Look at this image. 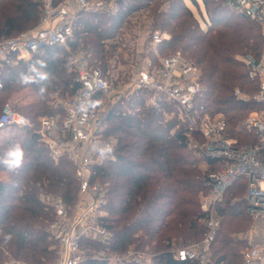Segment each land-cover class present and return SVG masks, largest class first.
Instances as JSON below:
<instances>
[{
	"label": "trees",
	"instance_id": "1",
	"mask_svg": "<svg viewBox=\"0 0 264 264\" xmlns=\"http://www.w3.org/2000/svg\"><path fill=\"white\" fill-rule=\"evenodd\" d=\"M191 1L205 27L186 0H121V9L115 14H81L71 49L84 50L89 63L105 72L114 58L128 64L125 56L134 52L127 46V31L133 28L130 16L136 11L148 12L152 33L170 36L158 46L159 53L168 56L179 51L198 67V106H205L212 116H224L229 138L239 144H256L258 134L246 130L243 119L264 106L255 99L259 81L249 78L242 59H260L261 28L231 11L225 0ZM41 9L38 0H0V41L34 29ZM68 55L62 47H50L35 55L40 71L29 70L24 60L15 62V56L12 64L2 67L0 112L5 93L12 95L30 88L38 98L17 108L33 127H23L19 136L0 143V171L7 174L6 180H0V264L5 262V251L28 264L53 262L57 248L42 224V218L49 217L51 211L39 196L56 194L68 206L77 198L79 182L74 163L65 157L54 160L37 132L40 117L64 113L63 105L57 104L53 96L71 97L79 88ZM237 89L250 99L236 97ZM149 95L136 92L107 111L106 137L115 138L117 143L115 160H107L95 177L108 190L104 221L114 234L115 250L124 252L134 246L154 254L153 264H187L177 261L170 250L174 245L185 246L204 237L207 230L200 221L203 212L199 195L209 190V174L221 165L189 150L187 128L176 107L165 99L159 107L151 106L147 103ZM166 114L173 116L167 118ZM17 148L22 153L21 162L9 166L5 161L13 158L10 153ZM202 164L208 166L207 170ZM246 188V179H239L218 205L220 227L212 244L217 264L242 263L246 242L235 238V233L246 221L252 225Z\"/></svg>",
	"mask_w": 264,
	"mask_h": 264
},
{
	"label": "built area",
	"instance_id": "2",
	"mask_svg": "<svg viewBox=\"0 0 264 264\" xmlns=\"http://www.w3.org/2000/svg\"><path fill=\"white\" fill-rule=\"evenodd\" d=\"M38 1L42 2L38 25L28 32L0 41V96L4 90L2 67L12 64V56L16 57L15 62L26 61L29 70L36 72L40 68L35 55L40 51L62 47L69 53L70 70L77 74L79 88L65 101L63 114L40 117L37 126L39 140L49 148L53 159L57 161L65 157L74 163L75 177L79 182L77 198L71 206L53 193H41L39 196L52 214L46 230L57 248L56 264H84L89 261L153 264L154 254L148 251L137 250L134 246L124 252L113 248L114 234L104 221L108 190L105 184L95 179L99 168L107 160H115L113 154L117 143L115 138L106 137L107 111L99 106L110 99L114 105L136 92L150 93L147 103L151 106L159 107L164 99L173 104L181 122L186 125L189 150L221 165L220 169L209 174V190L200 194L203 212L200 221L207 230L204 237L185 246L174 245L170 250L174 258L187 264H217L212 244L220 227L218 205L227 190L239 179L245 178L251 232L256 235L261 232V237L243 251L241 264H264V109L251 112L244 121L249 132L258 134V142L239 144L228 137V125L222 114L212 116L206 112L205 106H198L197 96L201 87L195 63L179 51L168 56L159 53L158 46L169 39V35L151 32L147 53L144 55L142 50L137 54L143 62L129 60L122 74L120 66L125 65L115 58L111 61V68L105 72L89 63L84 50L71 49L70 42L81 14H115L121 9V0ZM225 1L231 11L256 22L261 28L260 59L248 56L242 60L249 78L259 81L255 99L264 106V0ZM141 17H144L143 11H136L130 16L134 27L141 25L138 23ZM132 37L127 40L128 47L136 39L144 46V41L143 44L141 42L144 40L142 30ZM98 95L101 97L96 100ZM234 95L249 100L239 89ZM26 126L33 127L30 120L18 111L13 100L7 99L0 112V136L11 128ZM6 264L28 263L11 258Z\"/></svg>",
	"mask_w": 264,
	"mask_h": 264
},
{
	"label": "rangeland",
	"instance_id": "3",
	"mask_svg": "<svg viewBox=\"0 0 264 264\" xmlns=\"http://www.w3.org/2000/svg\"><path fill=\"white\" fill-rule=\"evenodd\" d=\"M186 2L191 7L193 12L198 16V18H199V20L201 22V25L203 27H205L204 22L202 21V19L199 16L198 8L194 4H192L191 0H186ZM201 8H203L202 5H201ZM145 13H144V17H141V18L138 19V23H141V25H138L136 27L133 26V28L132 27L128 28V31H127L130 34V36H128L127 40H130V37L132 39L133 38L132 36L136 35L137 31L142 30V32H144V46H141V43L138 44L137 39L134 42H130L131 49H134V52H133V54H130L129 57H128V55H126V57H127L126 59L127 60H130V61L137 60L138 62H140V60H141L143 62V58H140L141 56L140 55L138 56L137 54L139 52H141L142 50H144V55H145L147 53L148 48L150 47L149 46L150 41H151L150 33L152 32V30L150 29V27H151V19H150L149 15H148V12H145ZM161 34H167V33H161ZM167 35H169V34H167ZM133 44H135V45H133ZM125 52H127V51H125ZM134 53H135V55H134ZM131 55H134V56L132 57ZM122 65H125V66H120V68H121L120 70H122V71H120L121 74L123 72L125 73V70H126L128 64H122ZM5 97H6L5 101L7 99H12L13 102L16 104L17 108L20 105L31 103V102L35 101L38 98L36 93H34V91L31 90L30 88L22 89L20 91H17L16 93H13L12 95H6V93H5ZM68 97L69 96L67 94L65 96H61V95H59V96L58 95H54L53 96L54 101L57 104H61V105H64L65 101L68 100ZM247 97L250 99V97L248 95H247ZM111 106H113V105H112V100L110 99L108 101L107 100L103 101L101 103V106H99V108L103 109V110L105 109V111H108V110H110ZM254 111L260 112L262 110L260 109V110H254ZM251 112H253V111H251ZM249 114L245 117V119L249 116ZM166 116H167V118H171L173 116V114H166ZM245 119H243V126H244ZM244 128H245V126H244ZM20 132L21 131L19 129H17V128H11L9 130H6L0 136V143L4 142L7 138H14L16 136H19ZM201 166H202L203 170H207V168H208V166H206L204 164H202ZM199 197H201V195H199ZM217 217H218L219 220L221 219L220 215L218 214V211H217ZM51 219H52V214H49V217H47V218H42V222H43L42 224H43L44 228L47 227V225H48V223H49V221ZM225 220H230V217H225ZM261 229H262V227H261ZM260 237H261V232H259L258 235L254 234V232H251V225H250V223L248 221L245 222V226L243 224V227H242L241 231L235 233V238L242 239V240H244L246 242V247L243 249V251H245L249 246L253 245V243H255L256 241H259ZM4 256H5L4 264H6L7 261L9 259H11V258L24 261L22 258L16 257L14 254H12L9 251H5ZM24 262H26V261H24ZM56 262H57V256L54 258L53 262H49L47 264H56Z\"/></svg>",
	"mask_w": 264,
	"mask_h": 264
},
{
	"label": "clouds",
	"instance_id": "4",
	"mask_svg": "<svg viewBox=\"0 0 264 264\" xmlns=\"http://www.w3.org/2000/svg\"><path fill=\"white\" fill-rule=\"evenodd\" d=\"M21 155V151L17 148L15 151L10 153V156L13 158L9 161H5V163L9 164V166H19L21 162Z\"/></svg>",
	"mask_w": 264,
	"mask_h": 264
},
{
	"label": "crops",
	"instance_id": "5",
	"mask_svg": "<svg viewBox=\"0 0 264 264\" xmlns=\"http://www.w3.org/2000/svg\"><path fill=\"white\" fill-rule=\"evenodd\" d=\"M143 41L144 40L141 41L142 44H143ZM6 179H7V174L5 172L0 171V180H6Z\"/></svg>",
	"mask_w": 264,
	"mask_h": 264
}]
</instances>
